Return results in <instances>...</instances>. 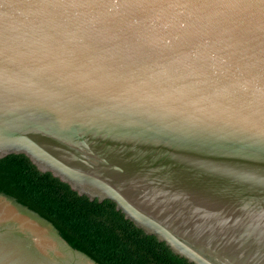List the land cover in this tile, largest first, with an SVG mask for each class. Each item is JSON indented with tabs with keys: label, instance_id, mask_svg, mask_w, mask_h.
Masks as SVG:
<instances>
[{
	"label": "water",
	"instance_id": "water-1",
	"mask_svg": "<svg viewBox=\"0 0 264 264\" xmlns=\"http://www.w3.org/2000/svg\"><path fill=\"white\" fill-rule=\"evenodd\" d=\"M10 154L189 264H264V0H0ZM0 264L99 263L0 192Z\"/></svg>",
	"mask_w": 264,
	"mask_h": 264
},
{
	"label": "trees",
	"instance_id": "trees-1",
	"mask_svg": "<svg viewBox=\"0 0 264 264\" xmlns=\"http://www.w3.org/2000/svg\"><path fill=\"white\" fill-rule=\"evenodd\" d=\"M0 192L51 222L75 249L99 264H189L145 234L110 200H89L22 154L0 158Z\"/></svg>",
	"mask_w": 264,
	"mask_h": 264
}]
</instances>
